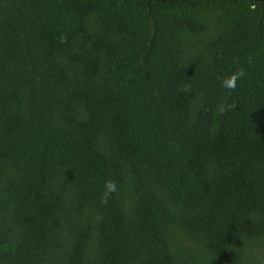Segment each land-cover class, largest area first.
<instances>
[{"label":"trees","instance_id":"obj_1","mask_svg":"<svg viewBox=\"0 0 264 264\" xmlns=\"http://www.w3.org/2000/svg\"><path fill=\"white\" fill-rule=\"evenodd\" d=\"M0 264H264V2L0 0Z\"/></svg>","mask_w":264,"mask_h":264},{"label":"clouds","instance_id":"obj_2","mask_svg":"<svg viewBox=\"0 0 264 264\" xmlns=\"http://www.w3.org/2000/svg\"><path fill=\"white\" fill-rule=\"evenodd\" d=\"M244 75L243 69H239L238 71L230 74L227 77L221 78V84L224 88L228 90H234L236 88V82L240 77ZM184 91H188V86H184ZM220 113L225 111V106L220 105L218 108ZM117 191V186L115 180L108 179L104 182V193H103V202H107V198Z\"/></svg>","mask_w":264,"mask_h":264},{"label":"water","instance_id":"obj_3","mask_svg":"<svg viewBox=\"0 0 264 264\" xmlns=\"http://www.w3.org/2000/svg\"><path fill=\"white\" fill-rule=\"evenodd\" d=\"M161 1H164V0H161ZM255 1H263L264 2V0H255Z\"/></svg>","mask_w":264,"mask_h":264}]
</instances>
